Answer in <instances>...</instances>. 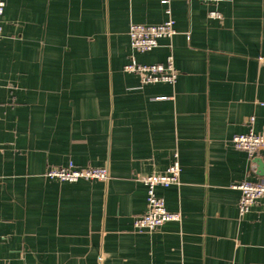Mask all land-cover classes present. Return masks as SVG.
I'll return each instance as SVG.
<instances>
[{"label": "crops", "instance_id": "crops-1", "mask_svg": "<svg viewBox=\"0 0 264 264\" xmlns=\"http://www.w3.org/2000/svg\"><path fill=\"white\" fill-rule=\"evenodd\" d=\"M170 17L172 39L132 48V24ZM170 54L173 85L124 71ZM251 129L264 134V0H6L0 264H264V199L242 214L234 188L264 181L232 144ZM176 153L180 184L157 194L180 219L139 233L142 178ZM69 163L110 178L45 177Z\"/></svg>", "mask_w": 264, "mask_h": 264}, {"label": "built area", "instance_id": "built-area-1", "mask_svg": "<svg viewBox=\"0 0 264 264\" xmlns=\"http://www.w3.org/2000/svg\"><path fill=\"white\" fill-rule=\"evenodd\" d=\"M205 3H218L222 0H199ZM6 8V0H0V47L3 38V16ZM170 15V10L167 11ZM211 18H221V14L212 11ZM177 34L175 20L170 17L159 25L132 24L129 29L131 46L135 51L150 52L159 46L162 39H172ZM124 71L139 77L142 85L147 84H175L178 72L175 68L174 57L170 54L165 63L141 64L134 58L124 66ZM253 121V119L251 120ZM232 144L235 149L246 152L251 158H255L264 150V134L256 133L251 129L246 134H239L233 137ZM45 177L61 182L76 183L85 181H107L110 178L108 168H78L74 163L66 167L49 168ZM181 178V166L179 155H174V161L164 174H152L142 178L147 190V211L137 217L134 221V229L139 233H154L162 225L180 219L179 213L167 209L164 199L158 196L159 187L168 188L179 185ZM234 188L241 192L239 211L247 213L260 199H264V181H244Z\"/></svg>", "mask_w": 264, "mask_h": 264}, {"label": "water", "instance_id": "water-1", "mask_svg": "<svg viewBox=\"0 0 264 264\" xmlns=\"http://www.w3.org/2000/svg\"><path fill=\"white\" fill-rule=\"evenodd\" d=\"M254 163L257 166V172L260 176H264V161L259 158V157H255L254 158Z\"/></svg>", "mask_w": 264, "mask_h": 264}]
</instances>
